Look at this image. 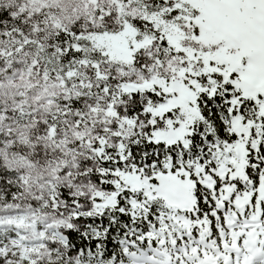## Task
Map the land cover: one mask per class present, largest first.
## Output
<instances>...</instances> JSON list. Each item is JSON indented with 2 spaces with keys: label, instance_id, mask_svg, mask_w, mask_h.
<instances>
[{
  "label": "snow or ice",
  "instance_id": "1",
  "mask_svg": "<svg viewBox=\"0 0 264 264\" xmlns=\"http://www.w3.org/2000/svg\"><path fill=\"white\" fill-rule=\"evenodd\" d=\"M0 264H264V0H0Z\"/></svg>",
  "mask_w": 264,
  "mask_h": 264
}]
</instances>
